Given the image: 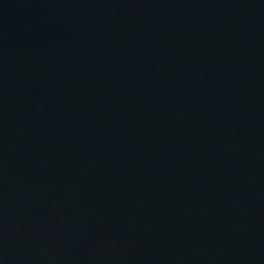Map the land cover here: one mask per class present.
Returning a JSON list of instances; mask_svg holds the SVG:
<instances>
[{
	"label": "water",
	"instance_id": "obj_1",
	"mask_svg": "<svg viewBox=\"0 0 264 264\" xmlns=\"http://www.w3.org/2000/svg\"><path fill=\"white\" fill-rule=\"evenodd\" d=\"M0 264H264V0H0Z\"/></svg>",
	"mask_w": 264,
	"mask_h": 264
}]
</instances>
